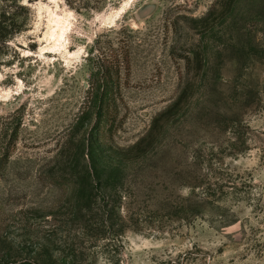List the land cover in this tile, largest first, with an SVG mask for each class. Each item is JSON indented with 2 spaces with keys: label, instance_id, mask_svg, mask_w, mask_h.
<instances>
[{
  "label": "rangeland",
  "instance_id": "obj_1",
  "mask_svg": "<svg viewBox=\"0 0 264 264\" xmlns=\"http://www.w3.org/2000/svg\"><path fill=\"white\" fill-rule=\"evenodd\" d=\"M23 2L19 58L0 56V148L19 128L0 264H264V0ZM99 63L120 71L104 124Z\"/></svg>",
  "mask_w": 264,
  "mask_h": 264
},
{
  "label": "trees",
  "instance_id": "obj_2",
  "mask_svg": "<svg viewBox=\"0 0 264 264\" xmlns=\"http://www.w3.org/2000/svg\"><path fill=\"white\" fill-rule=\"evenodd\" d=\"M31 1V0H30ZM31 16L30 7L23 2V0H0V56L7 55L10 52L11 58H19V53L16 49L12 48L10 42L14 40L17 35L24 32L27 28ZM120 69V68H119ZM120 71L116 69L113 71L112 67L107 66L104 63H99L96 78L98 84L91 86L88 89V97L86 106L87 109H95V114L99 116V124H104L105 119L110 115L109 110L112 105L116 104V83ZM114 103V104H113ZM116 106V105H115ZM117 108V107H116ZM118 111V109H117ZM104 121L101 122V121ZM109 130V129H108ZM108 130H105L107 133ZM19 128L13 131L12 135L8 134V140L0 148V180L7 172L10 159L12 157L13 149L18 141ZM101 133H103L101 131ZM113 168L99 167V179L103 174L108 173L109 176L118 173ZM71 178L61 177L54 178L56 185L69 186ZM111 177L107 179L106 183L99 186V191H102L101 202L102 208L107 209L109 212L117 213L119 209V201L116 200L114 194L118 193L117 187H111V191L108 192L110 186L108 182H111ZM115 191V193H113ZM79 205L89 209L91 211L92 202L89 198L87 200H78ZM88 211V212H90Z\"/></svg>",
  "mask_w": 264,
  "mask_h": 264
},
{
  "label": "bare ground",
  "instance_id": "obj_3",
  "mask_svg": "<svg viewBox=\"0 0 264 264\" xmlns=\"http://www.w3.org/2000/svg\"><path fill=\"white\" fill-rule=\"evenodd\" d=\"M52 22H54L56 24V25L55 24L54 25L57 27L58 30L59 29L61 30V32H62L61 35H63L65 30L68 28V21L64 20L62 18L53 19ZM55 33H56V30H55ZM55 33L53 36H55Z\"/></svg>",
  "mask_w": 264,
  "mask_h": 264
}]
</instances>
